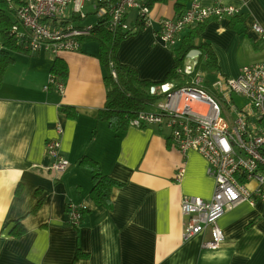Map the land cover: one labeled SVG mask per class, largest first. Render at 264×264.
<instances>
[{
  "label": "crops",
  "instance_id": "obj_1",
  "mask_svg": "<svg viewBox=\"0 0 264 264\" xmlns=\"http://www.w3.org/2000/svg\"><path fill=\"white\" fill-rule=\"evenodd\" d=\"M193 1H187L185 10ZM197 1L240 10L233 17L203 22L191 42L189 53H202L198 48L202 43L214 52L215 80L204 81V86L220 95L216 86L220 77H237L243 66L264 62V37L253 28L259 23L264 29V0ZM174 4L173 0L154 4L150 24L144 26H138L135 10L126 16L135 32L121 42L117 57L141 79L164 81L175 66L177 50L197 25L183 31L175 46L162 40L160 20L179 16ZM95 21L93 14L73 19L82 26ZM98 51L99 43L87 37L79 50L56 56L45 50L12 53L14 61L0 85V264H264V200L254 205L242 202L219 218L225 239L217 249L202 246L210 232L183 239V195L210 199L214 193L208 162L195 149L185 154L177 149L164 125L136 127L130 122L127 128L115 130L98 118L107 98ZM189 53L177 68L178 76L166 84L189 83L193 76L178 70L194 63L196 72H205L197 66L201 53L194 57ZM57 59L68 68L67 76L60 78L64 94L54 86L44 90ZM239 98L243 97L232 95L234 103ZM157 103L145 110L157 111ZM63 105L76 116L66 115ZM58 124L64 130L62 149L71 165L55 176L47 169L51 159L46 143L57 135ZM85 155L97 161L104 174L123 183L113 189L111 207L94 201L91 170L80 164ZM181 168L184 173L178 181ZM39 200L40 207L31 212ZM70 201L88 209L79 226L70 223ZM18 219L26 232L15 237L10 231Z\"/></svg>",
  "mask_w": 264,
  "mask_h": 264
},
{
  "label": "built area",
  "instance_id": "obj_2",
  "mask_svg": "<svg viewBox=\"0 0 264 264\" xmlns=\"http://www.w3.org/2000/svg\"><path fill=\"white\" fill-rule=\"evenodd\" d=\"M18 23L11 33L22 50L38 53L42 50L53 55L63 51H77L82 40L91 37L92 29L100 18L107 19L110 29L132 30L126 21L129 11L135 10L138 20L150 24V11L145 0H7ZM88 6V7H87ZM91 8L87 12L85 9ZM240 13L234 6L216 3L203 6L194 0L185 12L176 18L160 20L159 36L166 43L175 46L180 35L188 27L209 19L223 20ZM89 14L96 17L95 23L75 25L73 19H85ZM253 28L264 37L259 23ZM196 64L180 68V73L193 76L189 83L177 86L174 83L162 85L163 100L157 103V111L143 110L131 120V125H164L171 131L174 146L185 154L197 150L208 162V174L215 180V189L210 199L196 195H183L181 208L186 217L183 239L189 240L199 234L210 232L202 246L217 249L225 239L219 218L242 202L254 205L264 200V62L245 65L239 76L220 77L216 86L220 95L210 93L203 84ZM115 76V73H114ZM54 86L64 94L65 83L51 73L44 90ZM245 99L238 107L232 95ZM229 106L235 114L229 122L221 111V104ZM56 136L46 143L51 159L47 166L55 176L69 168L70 161L62 149L63 127L55 126ZM184 169L176 179L181 181ZM255 182V187L249 184ZM84 206L68 202L69 220L73 226L82 223Z\"/></svg>",
  "mask_w": 264,
  "mask_h": 264
},
{
  "label": "trees",
  "instance_id": "obj_3",
  "mask_svg": "<svg viewBox=\"0 0 264 264\" xmlns=\"http://www.w3.org/2000/svg\"><path fill=\"white\" fill-rule=\"evenodd\" d=\"M172 0H148V5L151 8L156 3H169ZM175 1V10L177 15L185 12L188 0H173ZM18 23L17 17L13 9H10L7 0H0V85L3 81L5 72L8 66L14 61L13 52L21 51L22 48L17 44L14 35L11 33L12 26ZM202 25L198 23L192 30L190 37H186L180 49L177 50L175 66L169 71L164 81H150L141 79L137 71L118 60L117 52L121 42L132 35L135 30H123V28L110 29L107 25V19L100 18L97 25L92 29L90 39L99 43L98 58L104 68V80L107 87V98L104 108L98 113V118L106 120L115 130L125 129L130 125L131 120L136 115L149 106L156 104L164 94L161 93L162 85L166 84L167 80L176 78L177 68L182 65L184 59L194 45L191 44L192 39L199 33L197 27ZM138 26H144V22L138 20ZM202 51L200 55L201 64L198 62V68L203 65V69L209 70L211 73L216 72V56L207 43H202L198 46ZM205 56L207 58L204 60ZM201 68V67H200ZM51 72L57 77L63 78L68 74L67 64L62 59H57ZM115 73V76H114ZM62 110L66 115L75 117L77 112L72 111L69 106H62ZM80 164L89 168L92 173V188L91 195L94 201L98 204H104L108 207L112 206L111 194L115 187L122 186V182L106 175L100 169L97 161L83 156L80 159ZM17 192H21V187H18ZM39 200L31 212H35L41 205ZM68 204V203H67ZM83 214L88 212L86 207L82 208ZM84 218L82 219V221ZM26 232V228L18 219L12 227L10 234L15 237H20ZM82 253L78 252V255Z\"/></svg>",
  "mask_w": 264,
  "mask_h": 264
},
{
  "label": "rangeland",
  "instance_id": "obj_4",
  "mask_svg": "<svg viewBox=\"0 0 264 264\" xmlns=\"http://www.w3.org/2000/svg\"><path fill=\"white\" fill-rule=\"evenodd\" d=\"M88 7V6H87ZM87 12L91 11V8H86L85 9ZM90 19L87 20V22L89 21ZM84 22V21H82ZM96 43V42H94ZM97 44V43H96ZM200 67L203 69V65H200ZM205 70V69H204ZM201 71V70H200ZM201 74H202V77H203V84H204V81L207 82L209 80L213 81L215 80L214 78V74L215 73H211L209 70H205V72L203 73V71H201ZM239 106L242 105V103L244 102V99L243 98H239L235 101ZM221 111H222V115L229 121L231 122L233 119H234V113L233 112H230V109L228 106H226L224 103L221 104Z\"/></svg>",
  "mask_w": 264,
  "mask_h": 264
},
{
  "label": "water",
  "instance_id": "obj_5",
  "mask_svg": "<svg viewBox=\"0 0 264 264\" xmlns=\"http://www.w3.org/2000/svg\"><path fill=\"white\" fill-rule=\"evenodd\" d=\"M201 52L199 50H192L190 53H189V56L191 57H194V56H197L199 55Z\"/></svg>",
  "mask_w": 264,
  "mask_h": 264
},
{
  "label": "bare ground",
  "instance_id": "obj_6",
  "mask_svg": "<svg viewBox=\"0 0 264 264\" xmlns=\"http://www.w3.org/2000/svg\"><path fill=\"white\" fill-rule=\"evenodd\" d=\"M219 76V75H218ZM188 77V76H187ZM169 82V81H168Z\"/></svg>",
  "mask_w": 264,
  "mask_h": 264
}]
</instances>
